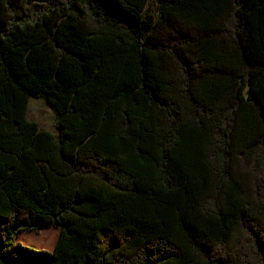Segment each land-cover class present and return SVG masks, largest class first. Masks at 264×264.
Wrapping results in <instances>:
<instances>
[{"label":"trees","instance_id":"16d2710c","mask_svg":"<svg viewBox=\"0 0 264 264\" xmlns=\"http://www.w3.org/2000/svg\"><path fill=\"white\" fill-rule=\"evenodd\" d=\"M0 221V264H264V0H0Z\"/></svg>","mask_w":264,"mask_h":264},{"label":"rangeland","instance_id":"374dc122","mask_svg":"<svg viewBox=\"0 0 264 264\" xmlns=\"http://www.w3.org/2000/svg\"><path fill=\"white\" fill-rule=\"evenodd\" d=\"M27 117L29 120L37 122L40 128L49 130L55 135L57 134L56 115L46 103L44 98L31 97L29 99ZM59 232L60 227L55 225L51 228L44 229L43 232L39 233H36L34 231L22 232L20 234L22 236H19V240L25 245H29L35 249H43L49 251L53 249L57 241ZM44 235H47V240L43 239Z\"/></svg>","mask_w":264,"mask_h":264},{"label":"crops","instance_id":"0c3cea01","mask_svg":"<svg viewBox=\"0 0 264 264\" xmlns=\"http://www.w3.org/2000/svg\"><path fill=\"white\" fill-rule=\"evenodd\" d=\"M44 230H41L40 232H43ZM27 244H29V243H27Z\"/></svg>","mask_w":264,"mask_h":264}]
</instances>
